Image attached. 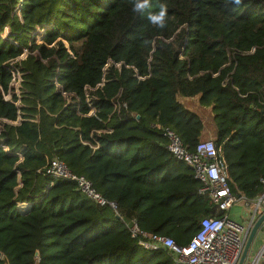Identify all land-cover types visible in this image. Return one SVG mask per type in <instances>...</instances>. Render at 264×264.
<instances>
[{"label":"trees","instance_id":"obj_1","mask_svg":"<svg viewBox=\"0 0 264 264\" xmlns=\"http://www.w3.org/2000/svg\"><path fill=\"white\" fill-rule=\"evenodd\" d=\"M158 3L164 29L132 0H0V264H174L126 223L186 245L204 217L226 213L152 127L171 126L192 151L207 139L180 98L214 109L232 191L263 195L264 0H152L148 11ZM13 67L22 93L6 99ZM56 156L121 217L48 175Z\"/></svg>","mask_w":264,"mask_h":264},{"label":"built area","instance_id":"obj_2","mask_svg":"<svg viewBox=\"0 0 264 264\" xmlns=\"http://www.w3.org/2000/svg\"><path fill=\"white\" fill-rule=\"evenodd\" d=\"M26 49L23 57L27 54ZM12 81L9 90L4 93L6 99L12 94L21 96L22 73L13 67ZM63 95L67 91L58 83ZM87 101H90L87 97ZM19 100L16 101V104ZM95 109L90 110V114ZM15 121L14 123H17ZM153 128L161 130L167 138V149L179 160L186 162L193 170L194 177L202 184L200 192L208 195L222 210L226 211L220 217H204L201 220L199 231L186 245H179L172 237L147 232L140 228L136 221L126 223L133 239L145 250L166 249L172 255L174 264H240L246 247L249 232L258 215L256 208L264 204V193L256 198V208L251 211V219L241 222L229 215V210L240 200L250 206L247 197L237 195L231 189L228 165L221 147H218L213 138L201 140L195 150H189L184 144L181 135L171 126L155 123ZM6 151L8 146H3ZM98 148L99 145L93 146ZM45 172L56 178H64L75 182L76 187L89 199L100 206H109L118 215V203L108 200L85 175L72 171L64 160L53 157L48 161ZM121 217V216H120ZM250 261V262H249ZM249 262V263H248ZM241 264H264V244L258 252L249 258L246 256Z\"/></svg>","mask_w":264,"mask_h":264},{"label":"crops","instance_id":"obj_3","mask_svg":"<svg viewBox=\"0 0 264 264\" xmlns=\"http://www.w3.org/2000/svg\"><path fill=\"white\" fill-rule=\"evenodd\" d=\"M193 99V98H192ZM197 99V98H194ZM215 128L213 127H207L205 124V132H206V137L207 138H213ZM245 197V195H244ZM250 206L247 207L245 201L240 200L237 204H235L230 210H229V215L238 221L247 223L251 219V211L256 208L255 201L256 199H248L246 198ZM260 213L264 211L263 205L259 207L258 210ZM264 244V229H262L258 235L256 236L254 242L252 243L251 249L249 251V256L250 258L255 255L256 252L263 246Z\"/></svg>","mask_w":264,"mask_h":264},{"label":"clouds","instance_id":"obj_4","mask_svg":"<svg viewBox=\"0 0 264 264\" xmlns=\"http://www.w3.org/2000/svg\"><path fill=\"white\" fill-rule=\"evenodd\" d=\"M238 4L240 0H235ZM132 10L136 13L143 14L147 12V20L154 26L164 29L166 27V17L168 8L165 3H158V11H148L153 5L152 0H132Z\"/></svg>","mask_w":264,"mask_h":264},{"label":"rangeland","instance_id":"obj_5","mask_svg":"<svg viewBox=\"0 0 264 264\" xmlns=\"http://www.w3.org/2000/svg\"><path fill=\"white\" fill-rule=\"evenodd\" d=\"M180 100L189 109L199 113L203 117L204 123L206 124L207 127L211 126L212 128L213 127L215 128L214 109L212 107H204V106L199 105L198 98L197 99H194V98L193 99L192 98H180ZM249 258H250V256H249Z\"/></svg>","mask_w":264,"mask_h":264},{"label":"water","instance_id":"obj_6","mask_svg":"<svg viewBox=\"0 0 264 264\" xmlns=\"http://www.w3.org/2000/svg\"><path fill=\"white\" fill-rule=\"evenodd\" d=\"M263 207H264V204H263ZM259 208H256V211H257V219L255 221V223L253 224L250 232H249V235H248V238H247V242H246V247H245V250H244V253H243V257H242V260L240 262V264L244 261V259L246 258V256L248 255L250 249H251V246H252V243L254 242L256 236L258 235V233L264 229V211L263 212H259L258 211ZM37 255H39V253L37 252ZM2 256V252L0 251V257Z\"/></svg>","mask_w":264,"mask_h":264},{"label":"bare ground","instance_id":"obj_7","mask_svg":"<svg viewBox=\"0 0 264 264\" xmlns=\"http://www.w3.org/2000/svg\"><path fill=\"white\" fill-rule=\"evenodd\" d=\"M28 205V204H27Z\"/></svg>","mask_w":264,"mask_h":264}]
</instances>
